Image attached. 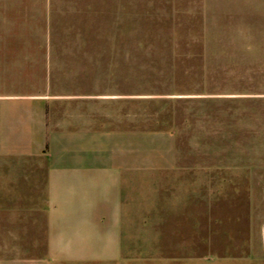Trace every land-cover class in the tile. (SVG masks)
<instances>
[{"label": "rangeland", "instance_id": "374dc122", "mask_svg": "<svg viewBox=\"0 0 264 264\" xmlns=\"http://www.w3.org/2000/svg\"><path fill=\"white\" fill-rule=\"evenodd\" d=\"M203 7L0 0V95L46 96L49 128L66 135L83 116L112 128L132 199L128 264H264V59L232 57L230 40L228 56L207 57ZM6 139L23 151L24 138ZM25 165L0 159V177ZM30 189L0 184V199ZM12 204L23 209L0 208Z\"/></svg>", "mask_w": 264, "mask_h": 264}, {"label": "crops", "instance_id": "0c3cea01", "mask_svg": "<svg viewBox=\"0 0 264 264\" xmlns=\"http://www.w3.org/2000/svg\"><path fill=\"white\" fill-rule=\"evenodd\" d=\"M203 3L201 42L204 46L206 25L207 57L228 56L219 44L230 40L232 57L264 59V0ZM48 104L39 93L0 95V106L5 107L0 109V159L18 154L29 162L22 178L13 168L7 178L0 177V184L34 187L20 197L8 194L0 199L23 203V209L15 204L0 208V264H128L123 219L129 216L132 199L126 164L111 160L112 128L95 116H83L67 135L51 130ZM10 137L24 138L23 151L10 148ZM33 202L39 203L37 208H32ZM37 225L41 235L33 241ZM258 259L264 261L263 250Z\"/></svg>", "mask_w": 264, "mask_h": 264}]
</instances>
